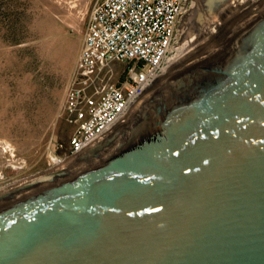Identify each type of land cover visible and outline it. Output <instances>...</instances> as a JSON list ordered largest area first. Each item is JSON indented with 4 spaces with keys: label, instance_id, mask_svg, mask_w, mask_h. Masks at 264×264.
Masks as SVG:
<instances>
[{
    "label": "water",
    "instance_id": "1",
    "mask_svg": "<svg viewBox=\"0 0 264 264\" xmlns=\"http://www.w3.org/2000/svg\"><path fill=\"white\" fill-rule=\"evenodd\" d=\"M25 180L0 191V264H264V0Z\"/></svg>",
    "mask_w": 264,
    "mask_h": 264
},
{
    "label": "rangeland",
    "instance_id": "2",
    "mask_svg": "<svg viewBox=\"0 0 264 264\" xmlns=\"http://www.w3.org/2000/svg\"><path fill=\"white\" fill-rule=\"evenodd\" d=\"M99 1L0 0V140L15 149L14 161L0 154V191L55 168L53 158H65V149L56 151L54 143L68 150L75 129L65 112V95L90 13ZM215 3L188 0L167 67L212 34L221 22ZM126 67L110 65L108 82L123 80Z\"/></svg>",
    "mask_w": 264,
    "mask_h": 264
},
{
    "label": "built area",
    "instance_id": "3",
    "mask_svg": "<svg viewBox=\"0 0 264 264\" xmlns=\"http://www.w3.org/2000/svg\"><path fill=\"white\" fill-rule=\"evenodd\" d=\"M188 0H100L92 9L65 95L75 129L59 166L110 132L148 96L177 44V24ZM125 63L124 79L110 83V65ZM62 151V143H54ZM0 154L15 149L0 140Z\"/></svg>",
    "mask_w": 264,
    "mask_h": 264
},
{
    "label": "bare ground",
    "instance_id": "4",
    "mask_svg": "<svg viewBox=\"0 0 264 264\" xmlns=\"http://www.w3.org/2000/svg\"><path fill=\"white\" fill-rule=\"evenodd\" d=\"M258 1L259 0H216L215 6H214V11H216L218 17L220 16L221 22H219L216 25V27H214L215 29L212 32V34L210 33L211 35L209 37L207 36V38L204 41L201 40L199 43H197V45L194 48L189 49L182 56H179L177 59H174L173 61H171L169 66L165 69L164 75L159 80L160 81L159 84L163 81L162 79L166 78V76L171 71H173V72L177 71V69H179L191 56H193L199 49H201L210 40H212L228 22H230L231 20H233L234 18H236L237 16L242 14L244 11H246L247 9L252 7ZM188 31H190V33L192 32L191 30H188ZM201 35H202V33H201ZM187 36H189V34H186L185 38H187ZM119 123H117L116 126ZM19 183L21 184L22 182H17L16 184H19ZM14 185L9 186L6 189L13 187Z\"/></svg>",
    "mask_w": 264,
    "mask_h": 264
},
{
    "label": "crops",
    "instance_id": "5",
    "mask_svg": "<svg viewBox=\"0 0 264 264\" xmlns=\"http://www.w3.org/2000/svg\"><path fill=\"white\" fill-rule=\"evenodd\" d=\"M65 150H66V148H65ZM65 150H64V151H62V152H66ZM60 152H61V151H60Z\"/></svg>",
    "mask_w": 264,
    "mask_h": 264
}]
</instances>
